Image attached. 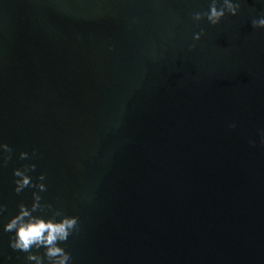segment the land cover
<instances>
[{
    "label": "water",
    "instance_id": "95a60500",
    "mask_svg": "<svg viewBox=\"0 0 264 264\" xmlns=\"http://www.w3.org/2000/svg\"><path fill=\"white\" fill-rule=\"evenodd\" d=\"M262 20L264 0H0V264H50L10 246L21 205L77 222L70 264H264Z\"/></svg>",
    "mask_w": 264,
    "mask_h": 264
},
{
    "label": "clouds",
    "instance_id": "9594fccd",
    "mask_svg": "<svg viewBox=\"0 0 264 264\" xmlns=\"http://www.w3.org/2000/svg\"><path fill=\"white\" fill-rule=\"evenodd\" d=\"M211 15L212 17H218L222 13L213 11ZM258 23L259 26H264V20ZM14 175L20 177L16 181L17 191L21 187L30 184L29 178L19 171L14 170ZM26 217L27 219H25ZM76 227L77 222L67 218L55 221L32 217L23 205L20 206L18 213L10 217L3 225L4 230L7 232L15 230L14 238L9 241L13 249L27 252L32 245H43L45 248L44 254L50 258V264H70V258L65 256L58 245L66 244L70 239V234L75 231ZM28 259H37V257L29 254Z\"/></svg>",
    "mask_w": 264,
    "mask_h": 264
}]
</instances>
